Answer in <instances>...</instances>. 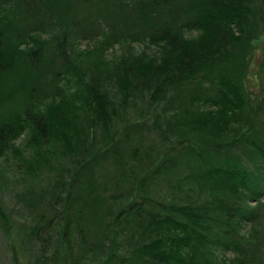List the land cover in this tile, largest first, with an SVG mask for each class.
<instances>
[{
  "label": "trees",
  "instance_id": "obj_1",
  "mask_svg": "<svg viewBox=\"0 0 264 264\" xmlns=\"http://www.w3.org/2000/svg\"><path fill=\"white\" fill-rule=\"evenodd\" d=\"M5 4L0 157L17 155L27 216L0 202V264H264V0ZM48 15L51 56L31 33ZM85 25L96 45L74 54ZM163 168L182 193L150 194Z\"/></svg>",
  "mask_w": 264,
  "mask_h": 264
},
{
  "label": "rangeland",
  "instance_id": "obj_2",
  "mask_svg": "<svg viewBox=\"0 0 264 264\" xmlns=\"http://www.w3.org/2000/svg\"><path fill=\"white\" fill-rule=\"evenodd\" d=\"M22 4V2H21ZM11 6H8L7 4L5 5H0V13L4 14L1 10L2 9H10ZM22 7V5H21ZM6 14H4L3 19L6 18ZM2 18V16L0 17V19ZM69 18V16H68ZM11 19V18H10ZM67 21L64 22V24ZM63 24V26H64ZM74 24V23H73ZM73 24L70 25V27H73ZM43 29L39 30V31H34L31 33H40V35L42 37L48 38L49 42H48V51H49V56H51V53H53V49L56 48V42H55V36H56V29L55 27L52 25L51 23V18L48 15L46 20L43 21ZM62 25V23H61ZM92 26L90 25H85V34H77L74 35V39H75V46H74V54H80L81 52L84 51H88L90 49H93L94 46L96 45V40L99 37L96 35H92L89 34L92 31ZM64 29V27H63ZM73 31H71V34L73 35ZM88 31H90L89 33H87ZM198 28H192L191 30H186L185 34L186 35H195L198 33ZM54 36V37H53ZM132 47L134 49L135 52H145L149 55H156L159 56L162 52V46L159 44H155V43H149V42H143V41H135L132 43ZM123 51V47L116 43L113 44L112 46H109L105 51H104V56H110L113 54H118L120 52ZM73 54V53H72ZM73 54V56H74ZM72 56V55H71ZM72 56V57H73ZM260 56L258 55V53L254 54L253 58L251 55V61L253 63L252 69H256V67L258 66V62L260 60ZM255 65V66H254ZM71 80L67 82H65L66 85H69V88L71 87L72 89H74V85L73 84V79H75L73 76H71ZM250 77V76H249ZM66 78V76H65ZM62 80H64L62 78ZM250 82L246 81V83L255 90H258V86L259 84L257 83L258 78L254 80V77L251 75L250 77ZM25 135V133H23V135H21L19 138L16 139V143L17 144H22V138ZM190 136H193L191 134H189ZM101 138L100 134L97 133V140H99ZM145 141L144 142H139L138 144L140 145H145L148 144L149 140L151 143L156 141V138L153 136V133L150 132L149 134L146 133V137L144 138ZM136 142V139H133ZM188 140V139H185ZM190 140V138H189ZM17 155H13L12 153H8L3 156L0 157V202H2V204L4 205V207L8 210H10L14 217H18V218H23L25 216H27V212L25 210V208L22 205V202L20 201V199L17 197V192L21 189V187L23 186V180H25L26 178H22L21 176L18 175L19 170L17 166H15V159H16ZM172 169V168H171ZM176 170V169H175ZM179 174V173H178ZM177 174V175H178ZM175 172L173 171H167L165 170V168L160 169L157 172V183L156 186H154V188H150V194L153 195L155 198H168L171 195H176L177 193H182L183 191L178 190L176 187L173 186V181L175 180ZM252 203L254 201H251ZM3 246H1L0 243V259H2L3 261L5 260V252H3ZM217 254L219 257H224V258H230L233 256V252L229 249H223L221 247H216L215 248Z\"/></svg>",
  "mask_w": 264,
  "mask_h": 264
}]
</instances>
